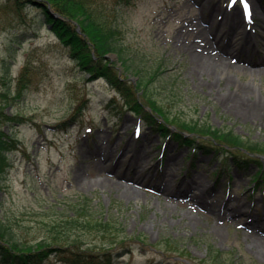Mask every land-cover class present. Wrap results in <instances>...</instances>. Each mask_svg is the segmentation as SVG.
<instances>
[{
  "label": "rangeland",
  "instance_id": "obj_1",
  "mask_svg": "<svg viewBox=\"0 0 264 264\" xmlns=\"http://www.w3.org/2000/svg\"><path fill=\"white\" fill-rule=\"evenodd\" d=\"M261 1L256 5L255 0H137L122 7L116 0H103L104 15L118 30L132 66L124 71L116 54L109 57L129 80L136 83L142 78L172 115L233 128L245 138L264 142V114H250L225 97L238 85L264 94ZM247 2L253 27L243 17ZM228 10L238 12L231 21L221 17ZM28 12L23 24L18 16L0 15V20L9 18L0 25V60L10 57L11 39L20 35L14 75L29 55L39 71L24 97L15 98L7 108L26 122L14 128L1 123L7 132L17 134L20 145L9 152L11 163L0 189V221L11 224L21 241L35 243L51 238L50 222L59 215L70 217L74 205L86 199L87 211L114 219L112 235L127 244L116 247L123 255L113 264H213L210 246L227 264H264V186L253 179L259 166L248 171L237 167L231 148L218 154L204 149L192 153L190 147L142 123L136 112L125 106L126 112H118L120 92L105 78L90 80L70 48L38 18L37 9L30 7ZM211 18L228 29L232 21L242 24L259 50H247V41L254 43L249 37L237 42L231 38L235 42L226 46L236 52L223 54L228 57L222 59L224 64L212 62L211 71L197 67L189 45L214 36L212 22L206 21ZM227 61L234 65L226 68ZM112 99L119 103L109 107ZM66 119L72 121L67 128L56 126ZM143 150L147 155L141 159ZM134 156L140 166L133 164ZM125 175L141 179L133 182ZM194 177L204 186H192ZM83 239L85 245L98 240L88 232Z\"/></svg>",
  "mask_w": 264,
  "mask_h": 264
},
{
  "label": "trees",
  "instance_id": "obj_2",
  "mask_svg": "<svg viewBox=\"0 0 264 264\" xmlns=\"http://www.w3.org/2000/svg\"><path fill=\"white\" fill-rule=\"evenodd\" d=\"M132 1L116 0L119 4H129ZM104 4L103 0H0V15L10 14L11 18L18 16L24 20L20 22L23 24L27 22L25 16L29 14V8L37 9L38 18L49 25L60 41L70 48L74 58L90 74V80L105 78L121 92L123 105L128 110L139 114L155 131L176 139L194 151L204 149L206 152L218 154L227 152L229 148L235 150L236 152H231L230 157L237 167L250 170L252 165L259 166L260 171L254 178L261 185L264 176V142L245 138L233 128L207 125L208 123L201 119L182 120L172 115L167 107L152 95L142 78L134 83L127 75L123 76L118 72V63L111 60L109 54H116L117 61L122 63L124 71L130 69L132 64L128 63L129 58L124 56L118 30L104 15ZM6 20L9 18L0 20V25ZM19 36L15 34L11 39L10 57L0 60V82H3V89L0 91L3 98L0 100V189L11 163L9 152L20 145L17 134L7 132L1 123H9L14 128L26 122L23 115L10 113L7 108L15 98L24 97L39 72L34 58L29 55L19 74L13 76L12 68L17 49L15 44ZM135 70L137 75H141V69L137 65ZM140 90L142 95L139 97ZM69 121L66 119L57 126H66L72 122ZM202 136L211 139H205V143L199 142L198 138ZM86 204V199H83L74 205L70 217L59 215L60 219L52 220L49 227L52 237H44L35 243L21 241L15 236L11 224L0 221V264H43L46 261L63 264H113L117 257L122 255V252L117 251L118 246L127 244L117 241L116 234L112 235L115 231L113 228L116 227L114 219L91 214L87 211ZM87 232L92 238H98L94 240L96 243L85 245L83 237ZM100 238L109 240L103 242ZM210 248L213 264H227V261L220 259L219 251L214 252L211 246Z\"/></svg>",
  "mask_w": 264,
  "mask_h": 264
},
{
  "label": "bare ground",
  "instance_id": "obj_3",
  "mask_svg": "<svg viewBox=\"0 0 264 264\" xmlns=\"http://www.w3.org/2000/svg\"><path fill=\"white\" fill-rule=\"evenodd\" d=\"M261 0H255V4L261 5ZM255 7V6H254ZM261 7V6H260ZM235 15H237V13H234ZM231 11H228L227 14H223L221 15V17L223 19L226 18L227 21H231L233 17H236ZM207 22H212L210 31L214 34V36L210 39V38H204L202 40L196 41L193 40L189 47L192 50V59L194 61V63L196 64L197 67L202 66L204 69H207V71H211L213 64L212 62H221V63H225L222 62V59H226L228 57H223V54H228V56H231L233 54V52H236L234 49H229L226 44L228 41H232V42H236L240 41V40H244L243 37L245 38H251L252 40H254V43H251V40L249 39V41H247V50L249 52L255 51V50H259L257 44L255 43L257 40L254 38V36L249 35L247 29H242V24L238 25L236 22L237 21H232L233 24H231L230 29L228 28H224V26L221 24L220 25H216L217 21L214 20L213 18L206 20ZM208 22V23H209ZM207 29V28H206ZM221 33L223 34V36H221ZM202 34V33H201ZM200 34V35H201ZM224 36H228V37H224ZM235 40H233V39ZM234 47V46H233ZM233 63H229L227 61L226 63V68L233 66ZM193 69L195 70L196 68L193 67ZM242 69H244V71L246 70H251L247 67H242ZM242 71V70H241ZM252 71V70H251ZM252 74H257L254 71H252ZM91 77V76H90ZM89 77V79H90ZM227 100H233V102L236 105H239L241 108L244 109V111L250 113V114H264V94H256V91L254 90V92L252 90H250L248 87L246 86H240L238 85L236 89H234V91L231 93H228L226 96ZM164 145V144H163ZM162 145V146H163ZM166 147V145H164V148ZM139 154V153H138ZM146 151L143 150L140 154H139V158H145L146 157ZM135 156L133 157V164L137 163V161L135 160ZM138 159V158H137ZM138 166L141 165L140 162L137 163ZM170 174V173H169ZM123 177V176H122ZM123 178L127 179V180H133L135 181H139V177L138 180L136 178H131L128 175H125ZM164 181H166V183H169V179L167 177L164 178ZM192 184V186L195 185H201L204 186V184L199 181L196 180V178L194 177L193 180L190 182ZM193 198H199L197 196H194ZM205 200V198H204ZM213 209V208H212ZM213 210L218 211L217 208H214ZM220 212V216L223 217L224 214H222L223 212ZM258 226L254 225L252 226V229H256L257 230Z\"/></svg>",
  "mask_w": 264,
  "mask_h": 264
}]
</instances>
